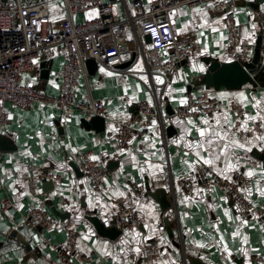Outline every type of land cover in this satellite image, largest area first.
I'll use <instances>...</instances> for the list:
<instances>
[{"label":"crops","instance_id":"obj_1","mask_svg":"<svg viewBox=\"0 0 264 264\" xmlns=\"http://www.w3.org/2000/svg\"><path fill=\"white\" fill-rule=\"evenodd\" d=\"M5 1L13 5L46 1L50 19L66 16L62 0ZM112 2L116 13L135 17L147 9L150 0ZM197 9L181 7L170 14L175 36L188 38L193 47L190 57L171 72L151 76L146 73L140 48L148 46L149 38L137 27L142 18H136L133 26L122 31L128 41L120 45L122 62L135 52L129 66L109 70L99 65L93 73L86 68L76 97L100 99L104 104L102 123L94 124L91 117L78 112L62 122L60 110L50 105L23 109L9 101L2 102L8 123L0 134L6 136L14 149L0 150V205L4 199L11 204L5 210L0 208L1 264H63L52 248L41 245L47 236L66 249L74 264H189L187 254L199 257L206 264H264V222L258 212L238 217L232 211L230 197L218 184L205 188L195 181L198 169L204 165L225 178L240 174L246 196L256 208L264 205V168L260 159L264 153V140L260 139L264 136L262 37L261 47L257 46L261 36L258 15L259 10L264 11V0H246L236 12L240 41L249 46L246 62L256 66L260 61L262 67H255L254 84L233 89L221 86L214 90L195 82L203 69V56L221 62L233 60L225 49L226 35L220 12H213L209 2ZM89 14L93 12H79L72 20L81 23ZM170 50V47L162 49L161 56L168 57ZM63 59L58 47L40 54L24 71L23 83L56 95ZM203 90L220 103L210 116L188 119L175 113L183 104L181 100ZM141 101L157 110V115L135 122L149 135L143 139L131 137L126 144H120L117 140L120 124L131 119ZM166 102L171 107L169 111L164 108ZM236 103L244 108L247 118L255 117L257 127L237 118L233 111ZM51 118L55 120L54 125L48 122ZM242 123L246 128H240ZM201 127L228 131L229 137L218 139L210 133L201 136L198 131ZM233 139L245 147L233 145ZM225 143L229 147L222 151ZM87 151L93 152L96 164L106 168L102 186L93 185L80 170V154ZM207 159L213 163H205ZM229 164L235 167L230 168ZM249 170L251 176L247 175ZM45 173L62 174V178L52 181L43 177ZM142 177L146 186L136 188L135 183ZM44 179L51 182V188L43 186ZM160 189L164 190L169 207H163L158 201L160 192L156 191ZM63 199L66 204L62 203ZM38 205L48 211L51 224L41 229L21 228L19 224L25 211ZM119 205L136 211L139 224L120 229L121 233L115 237L101 234L86 217L97 214L103 224ZM53 209L70 215L58 216ZM65 223L75 233V243L69 248L62 228ZM160 224L165 225V234L159 242L158 253L146 257L145 247ZM245 257H261V260L246 263Z\"/></svg>","mask_w":264,"mask_h":264},{"label":"built area","instance_id":"obj_2","mask_svg":"<svg viewBox=\"0 0 264 264\" xmlns=\"http://www.w3.org/2000/svg\"><path fill=\"white\" fill-rule=\"evenodd\" d=\"M66 16L50 19L48 3L35 2L30 5L18 3L13 5L5 0H0V130L8 123V114L2 107L3 101H9L23 109L39 105H50L60 110V118L65 122L75 112L92 117L101 115L104 104L100 99L78 100L76 97L82 78L86 74V60L93 58L99 65L109 70H119L122 59L120 45L128 42L122 31L137 22L140 33L146 34L149 43L146 48L141 47V53L146 65V73L151 76L155 73L166 74L176 69L186 61L193 50L188 38H177L172 28L170 14L172 10L186 7L195 11L201 4L210 3L213 12H220L225 28V49L233 59L243 61L247 58L249 46L242 43L239 38L236 12L240 8L239 1L246 0H150L147 9H143L138 16H121L113 9L112 0H62ZM93 12L81 23L73 22L72 17L79 13ZM258 22L260 35L264 43V11L259 10ZM53 47L60 48L64 59L60 69V82L58 93L50 95L34 87L25 85L22 80L24 71L30 66L32 60L40 54L50 51ZM170 47L168 57L161 56V50ZM125 72L126 70H121ZM217 99L210 97L206 91H201L195 96H189L179 106L175 113L178 116L193 119L197 116H210L217 108ZM158 107V102H156ZM234 111L238 119H245L253 127L258 122L247 118L244 108L236 104ZM157 115V110L146 101H141L135 114L129 121L120 124L117 140L126 144L131 137L146 138L148 132L135 125L141 118ZM50 125L55 124L51 118ZM92 151L80 154V170L95 186H102L106 175V168L96 164ZM1 158V151H0ZM44 178L60 180L62 174L45 173ZM195 181L207 188L219 184L232 200V211L238 217H248L257 211L261 221L264 222V205L256 208L243 191L244 178L236 174L233 178H225L217 173L211 166L204 165L198 169ZM146 186L145 178L135 183L136 188ZM190 188V184H187ZM66 204V200H62ZM10 201L4 199L0 208L5 210L10 206ZM52 217L42 206L28 208L20 222L21 228L41 229L51 224ZM139 218L131 208L119 205L111 218H105V227L116 226L120 229L131 226L137 227ZM67 237L66 247L75 243V233L69 223L63 224ZM165 234V225L158 226L157 233L145 247V256L157 255L159 242ZM43 247L52 248L58 255L59 262H71L66 249L52 242L51 237L42 239ZM88 260V257H85ZM252 260H261V257H245L243 261L250 263ZM2 257L0 256V264Z\"/></svg>","mask_w":264,"mask_h":264},{"label":"water","instance_id":"obj_3","mask_svg":"<svg viewBox=\"0 0 264 264\" xmlns=\"http://www.w3.org/2000/svg\"><path fill=\"white\" fill-rule=\"evenodd\" d=\"M246 1H239L238 4H245ZM256 5L258 3L255 2ZM257 46L261 47V36L258 37ZM135 59V52L132 54L131 58L127 61L121 62L118 67L129 66L133 60ZM203 69L197 75V80L195 82L203 85L204 87L211 88L214 90L219 89L221 86L226 88H240L242 85L246 83L254 84L257 75H255L254 70L255 67H262V63L260 61L256 62V66H252L245 62H239L238 60H231L229 62H221L219 59L209 56H203L201 58ZM86 68L88 72L93 73L97 70L99 64L93 58L86 60ZM164 108L169 111L171 107L166 102ZM103 116L97 115L91 117L92 123H102ZM10 142L3 134H0V150H11L14 149L13 144L10 146ZM260 159L263 163L264 168V153L260 155ZM43 186L50 187L52 186L51 182L48 180H43ZM159 199L158 201L163 207H169L171 204L167 201L164 190L160 189ZM157 194V193H156ZM53 212L61 217H68L70 215L69 212H60L58 210L53 209ZM87 219L90 220L93 225L97 227L101 234H104L108 237H115L121 233V230L115 226H111V228H106L103 226L101 220L97 214H88L86 215ZM113 230V231H112ZM111 232V233H110ZM21 239V238H20ZM23 241V240H22ZM24 242V241H23ZM186 259L189 264H206L202 262L199 257L187 254Z\"/></svg>","mask_w":264,"mask_h":264},{"label":"snow or ice","instance_id":"obj_4","mask_svg":"<svg viewBox=\"0 0 264 264\" xmlns=\"http://www.w3.org/2000/svg\"><path fill=\"white\" fill-rule=\"evenodd\" d=\"M197 10H199V9H197ZM222 95H225V94H222ZM236 95H239V96L242 97L244 94L243 93H237ZM184 102H185L184 100H181V103H184ZM250 119H255V117H251ZM153 123H155V121H153ZM189 123H191V121H189ZM205 123H207V121H205ZM216 123H217V125H219L220 121L217 120ZM262 126H264V125H262ZM231 127H232V125L229 123V128H231ZM240 128H246V125L242 123L240 125ZM198 131H199L201 136H204L206 133H210L211 135H213L214 137H216L218 139L219 138L228 139V137H229V132L228 131H216L215 129H210V128L206 129V128H203V127L199 128ZM260 139L264 140V136H261ZM211 142L212 141H208V143H211ZM232 144L233 145L238 144L239 147H241V148L245 147V144H240L239 140H237V139H233L232 140ZM228 147H229V144L225 143L224 144V148L222 149V151L227 150ZM93 159H96V157H93ZM204 162L208 163V164H211V163H213V160L212 159H207ZM229 167L232 168V167H235V165L229 164ZM247 175L251 176L252 175V171L249 170ZM137 251H139V249H137Z\"/></svg>","mask_w":264,"mask_h":264},{"label":"rangeland","instance_id":"obj_5","mask_svg":"<svg viewBox=\"0 0 264 264\" xmlns=\"http://www.w3.org/2000/svg\"><path fill=\"white\" fill-rule=\"evenodd\" d=\"M232 59H233V57H232ZM247 59V58H246ZM246 59H244L243 61H239V62H245L246 61ZM234 60V59H233ZM203 91H206V90H203ZM207 92V91H206ZM216 99V98H215ZM220 103H219V101H218V105H219ZM236 104H239V103H236ZM236 104L234 105V107L236 106ZM217 105V106H218ZM233 111H234V108H233ZM234 113L236 114V112L234 111ZM102 115V114H101ZM95 116H97V115H95ZM236 116H237V114H236ZM214 184H217V183H214ZM219 185V184H218ZM220 186V185H219ZM221 187V186H220ZM222 188V187H221ZM223 189V188H222ZM224 191V190H223ZM226 194V193H225ZM227 195V194H226ZM228 196V195H227ZM229 197V196H228ZM231 199V198H230ZM232 201V200H231ZM233 205V204H232ZM263 222V221H262ZM113 226V225H112ZM116 227V226H115ZM118 228V227H117ZM120 229V228H119Z\"/></svg>","mask_w":264,"mask_h":264}]
</instances>
